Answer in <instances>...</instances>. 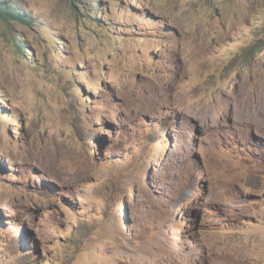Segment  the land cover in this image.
Listing matches in <instances>:
<instances>
[{"label": "rangeland", "instance_id": "374dc122", "mask_svg": "<svg viewBox=\"0 0 264 264\" xmlns=\"http://www.w3.org/2000/svg\"><path fill=\"white\" fill-rule=\"evenodd\" d=\"M1 2L0 264H264V0Z\"/></svg>", "mask_w": 264, "mask_h": 264}, {"label": "bare ground", "instance_id": "6f19581e", "mask_svg": "<svg viewBox=\"0 0 264 264\" xmlns=\"http://www.w3.org/2000/svg\"><path fill=\"white\" fill-rule=\"evenodd\" d=\"M247 85L252 87L251 88V93L254 96V102H255L254 111L257 114H260V113L264 112V74L263 75H258V78H256L252 83L249 82ZM247 100L248 101L246 103V106L247 107H251V104H250V101H249L248 97H247Z\"/></svg>", "mask_w": 264, "mask_h": 264}, {"label": "trees", "instance_id": "16d2710c", "mask_svg": "<svg viewBox=\"0 0 264 264\" xmlns=\"http://www.w3.org/2000/svg\"><path fill=\"white\" fill-rule=\"evenodd\" d=\"M11 4H7V2L5 3H0V19L4 20V21H17L19 23H23V24H28L31 23V18H25V15H21L19 13V11L17 10V8H14V5L12 2H10ZM160 126H162V124H159ZM163 127V126H162Z\"/></svg>", "mask_w": 264, "mask_h": 264}]
</instances>
